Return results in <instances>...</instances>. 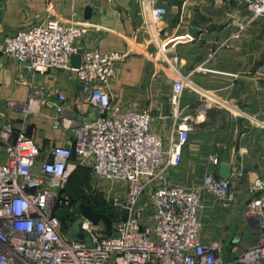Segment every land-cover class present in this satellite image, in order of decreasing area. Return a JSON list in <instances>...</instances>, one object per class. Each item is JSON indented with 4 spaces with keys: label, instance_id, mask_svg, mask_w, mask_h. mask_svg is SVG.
<instances>
[{
    "label": "built area",
    "instance_id": "1",
    "mask_svg": "<svg viewBox=\"0 0 264 264\" xmlns=\"http://www.w3.org/2000/svg\"><path fill=\"white\" fill-rule=\"evenodd\" d=\"M243 1L251 17L235 22L239 33L264 17V0ZM139 9L157 54L171 62L159 28L168 8L159 0H139ZM84 33L85 28L48 15L8 33L0 46L24 72L73 71L82 89L77 101L98 111L88 120L79 119L67 104V94L58 91L52 128L70 136L46 153L26 133L27 117L40 111L42 91L32 89L21 105V127L0 121V147L6 153L0 161V264H264V175L249 184L241 210L245 225L255 230V243L241 249L239 238L231 243L206 239L201 224L205 195L230 209L237 201L231 175L241 177L242 170L232 171L229 179L205 173L196 188L166 179L167 170L182 166L192 132L191 122L179 120L178 110L187 79L176 64H168L176 122L166 145L164 137L151 129V108L127 111L112 101L108 86L117 75V61L125 56L82 48L78 41ZM76 55L82 58L78 68L72 65ZM18 82L27 84L23 77ZM210 162L220 164L215 155ZM80 166L125 186V203L120 204L125 215L113 221L111 235H106L102 222L91 223L82 214L77 234L83 238H72L62 228L57 213L60 193Z\"/></svg>",
    "mask_w": 264,
    "mask_h": 264
},
{
    "label": "crops",
    "instance_id": "2",
    "mask_svg": "<svg viewBox=\"0 0 264 264\" xmlns=\"http://www.w3.org/2000/svg\"><path fill=\"white\" fill-rule=\"evenodd\" d=\"M159 5L168 8L159 28L163 29L161 39L170 43L166 55L171 62L157 54L139 0H0V46L8 33L39 23L48 15L85 28L78 41L82 48L125 56L117 61V75L108 86L113 103L127 111L151 108V129L164 137L166 145L176 122L168 64H176L187 79L179 120L188 119L192 132L184 150L187 160L167 174L168 178L173 184H183L203 179L208 172L220 176L221 165L230 164V174L235 169L243 172L241 177L229 176L242 207L249 197V184L243 179L249 177L251 183L264 175V17L239 33L235 22L251 17L243 0H159ZM87 7L92 11L89 18L85 16ZM236 33L238 37H234ZM59 71L24 72L15 58L0 51V121L21 127V105L26 104L32 89L42 91L40 111L28 116L26 133L45 153L65 144L70 136L52 128L59 104L57 92L67 94V104L74 110L73 100L82 90L74 72H64L62 77ZM20 77L27 84H20ZM10 102L17 103L16 107ZM97 113L90 105L78 112L84 120ZM213 155L219 165L210 162ZM5 159L0 147V161ZM209 203L208 207L217 209L213 206L216 200Z\"/></svg>",
    "mask_w": 264,
    "mask_h": 264
},
{
    "label": "rangeland",
    "instance_id": "3",
    "mask_svg": "<svg viewBox=\"0 0 264 264\" xmlns=\"http://www.w3.org/2000/svg\"><path fill=\"white\" fill-rule=\"evenodd\" d=\"M59 72L63 74L62 77L65 76L64 72L69 75L73 74V71L68 70H60ZM73 102V104H75V108H73L74 111L79 112V110L82 109V105L77 101V98H74ZM184 160H187L186 155ZM173 171L174 170L170 169L165 173L166 179L169 181L171 180L168 178V175ZM201 179H190L183 181V184H177L182 186L185 185L189 188H196L202 182ZM243 180L244 183L247 181V185L250 184L249 177H245ZM68 182L69 183L62 189L60 198L61 204L63 203L66 207H70V212H72V209L76 206L79 207L81 203H85L83 201H77L75 195H80V197L85 198V200L90 203L101 201L110 211L116 213L117 219L124 217L125 213L123 209H121L120 204L122 205L125 203L126 189L122 183L120 184L119 182L98 177L92 173L91 168L83 166ZM210 201L212 202L214 199L210 195H205L204 207L201 211L202 234L206 239L216 240L218 238L224 240L225 243H231L233 238L238 237L241 238V241H239V247L241 249L247 248L255 243V230H251V227L245 225L243 222L241 217L242 207L241 204L237 202L238 200L229 210H223L219 207L218 203L213 205L217 209L213 207L211 209L208 207L210 206ZM147 210L149 213L152 212L150 206H148ZM64 228L69 236L72 238L75 237L80 229L79 217H77L75 221L67 222Z\"/></svg>",
    "mask_w": 264,
    "mask_h": 264
},
{
    "label": "water",
    "instance_id": "4",
    "mask_svg": "<svg viewBox=\"0 0 264 264\" xmlns=\"http://www.w3.org/2000/svg\"><path fill=\"white\" fill-rule=\"evenodd\" d=\"M86 13H85V16L87 18H89L91 16V9L89 7H87L85 9ZM196 29H192L191 30V35H195L196 34ZM171 49V46H170V43L166 44L165 45V50L168 51ZM81 56L80 55H76L74 56V59H73V62H72V65L73 67L75 68H78L80 67L81 65ZM230 169H231V165L230 164H227V163H223L221 165V173H220V176L225 178V179H229L230 177ZM79 209H80V212H82V215L87 218L91 223H94V224H99L100 222H102L105 227H106V235H111L113 233V220L112 218L107 214H103V213H99V212H96L92 209V206L88 205V204H85V203H81L79 205ZM77 237L78 238H83L84 235L82 233H78L77 234Z\"/></svg>",
    "mask_w": 264,
    "mask_h": 264
},
{
    "label": "trees",
    "instance_id": "5",
    "mask_svg": "<svg viewBox=\"0 0 264 264\" xmlns=\"http://www.w3.org/2000/svg\"><path fill=\"white\" fill-rule=\"evenodd\" d=\"M82 166H80L76 171L75 173L71 176L74 177L75 174L78 172L79 169H81ZM70 178V180H71ZM76 198H77V201H83L85 202L86 204L92 206V209L96 212H99V213H103V214H108L112 220L115 222L117 220V216H116V213L113 212V211H110L108 209V207H106L101 201H98V202H93V203H90V202H87L85 200V198L83 197H80V195H75ZM79 199V200H78ZM75 202V200H74ZM70 207H66L63 203L60 204L59 208H58V217L60 219V222H61V225H62V228H64V225H66L67 222H70V221H75L77 217H80L81 216V212H80V209L78 206H76L75 208L72 209V212L69 211Z\"/></svg>",
    "mask_w": 264,
    "mask_h": 264
}]
</instances>
